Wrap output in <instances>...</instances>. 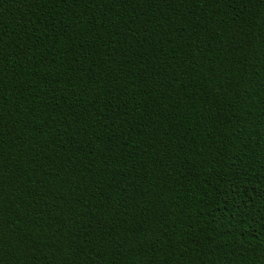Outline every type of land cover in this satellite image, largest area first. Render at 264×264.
<instances>
[{"label":"trees","instance_id":"trees-1","mask_svg":"<svg viewBox=\"0 0 264 264\" xmlns=\"http://www.w3.org/2000/svg\"><path fill=\"white\" fill-rule=\"evenodd\" d=\"M0 264H264V0H0Z\"/></svg>","mask_w":264,"mask_h":264}]
</instances>
